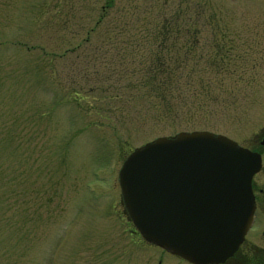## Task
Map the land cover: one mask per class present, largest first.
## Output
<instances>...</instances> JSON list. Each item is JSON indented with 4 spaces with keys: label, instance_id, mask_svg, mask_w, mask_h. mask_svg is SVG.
I'll return each instance as SVG.
<instances>
[{
    "label": "rangeland",
    "instance_id": "1",
    "mask_svg": "<svg viewBox=\"0 0 264 264\" xmlns=\"http://www.w3.org/2000/svg\"><path fill=\"white\" fill-rule=\"evenodd\" d=\"M108 1L0 0V264H190L135 233L123 161L158 137L194 131L264 152V0H185L203 15L182 71L198 98L172 117L139 85L151 44L135 37L144 18L168 16L181 0ZM124 22L128 36L110 40L106 27ZM125 42L140 47L121 50V65L110 45ZM218 54L226 59L215 66Z\"/></svg>",
    "mask_w": 264,
    "mask_h": 264
},
{
    "label": "water",
    "instance_id": "2",
    "mask_svg": "<svg viewBox=\"0 0 264 264\" xmlns=\"http://www.w3.org/2000/svg\"><path fill=\"white\" fill-rule=\"evenodd\" d=\"M261 168V154L226 136L180 132L133 150L118 182L147 242L192 264H223L252 224V181Z\"/></svg>",
    "mask_w": 264,
    "mask_h": 264
},
{
    "label": "trees",
    "instance_id": "3",
    "mask_svg": "<svg viewBox=\"0 0 264 264\" xmlns=\"http://www.w3.org/2000/svg\"><path fill=\"white\" fill-rule=\"evenodd\" d=\"M114 3L115 0H109L107 2L108 5L106 6L108 8H112ZM104 12L105 13L99 20L98 25L99 23L101 24V22H103V18L104 24H107L106 18L109 11L106 9ZM202 16L201 14H199V17L193 16V12L190 9V4L185 0H181V2L179 1V5L168 16L165 14L159 15L154 21L150 20V15L144 18L142 20L143 26L139 27L141 28V34H139L138 37H135L139 40H142V43L151 44V52H147L150 53V59L146 62L147 65L145 69L140 70L145 74L142 76L139 85L147 89V98L152 96L155 99H153L154 101L152 108L157 110L162 117L176 116L178 110H181L179 104L187 106L188 101L191 103L194 102V99L198 98V93L196 94L193 91L194 79L192 73L190 72L184 76L182 71L185 68H188V62L195 58L194 51L196 49L197 40L199 39L198 35L200 33V29L197 28L198 20ZM125 22L123 27H106L113 33L108 37L110 40L113 41L117 39V35H120V33H123L122 38L128 36L127 32L129 33L130 23ZM127 39H130V37ZM180 42L181 45L179 46ZM110 46L114 49H119L118 53L115 54L117 57L115 61L119 62L121 65L124 64L123 61L119 60L124 55V52L121 50L131 47L134 48L135 46L140 47L138 45L130 44L129 42L122 43L116 47L114 44ZM105 47L109 46L104 45L103 48ZM180 50H184V61L175 57V55L179 53ZM210 58H208V60L210 59L209 61H211L212 64L215 62L216 66V63L219 62V59H221L222 62H225L226 56L218 54L216 57H214V59L213 56ZM215 66H213V68ZM125 72V70H122L121 75H123ZM105 73L106 75H109L110 73L114 72L109 71ZM105 78L106 77L103 75V80ZM184 88L193 92L190 95L184 94L182 93L184 92L182 91ZM116 97L118 96L114 95L112 96V99H115ZM201 106L202 104L199 105V108H201Z\"/></svg>",
    "mask_w": 264,
    "mask_h": 264
},
{
    "label": "flooded vegetation",
    "instance_id": "4",
    "mask_svg": "<svg viewBox=\"0 0 264 264\" xmlns=\"http://www.w3.org/2000/svg\"><path fill=\"white\" fill-rule=\"evenodd\" d=\"M263 139L260 141L262 149L264 148V145H262ZM255 152L261 155L264 154L260 151ZM261 173H264V164L261 171L253 178L255 210L252 224L237 251L223 264H264V183L258 185L257 181L255 182L256 177ZM135 233L138 232L135 231Z\"/></svg>",
    "mask_w": 264,
    "mask_h": 264
}]
</instances>
